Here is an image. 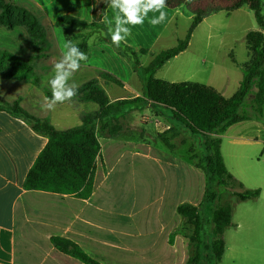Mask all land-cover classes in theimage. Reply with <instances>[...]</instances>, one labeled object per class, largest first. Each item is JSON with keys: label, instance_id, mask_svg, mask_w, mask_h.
<instances>
[{"label": "rangeland", "instance_id": "obj_1", "mask_svg": "<svg viewBox=\"0 0 264 264\" xmlns=\"http://www.w3.org/2000/svg\"><path fill=\"white\" fill-rule=\"evenodd\" d=\"M20 7L34 14L46 33L47 39L40 38L35 45L37 52L47 50L48 44L52 51L60 52L57 44L61 39L76 42V36H81V32L87 31L96 38L111 36L108 25L105 30L71 29L64 32L32 8ZM167 8L175 11L171 17L166 12L167 19L158 25V29L145 30L144 34L137 29L133 33L137 39L129 45L132 50L139 53V48H146L148 51L139 54L143 66L151 62L153 55L176 46L192 26L193 12L189 5ZM115 12H110L109 20L114 21ZM0 28L16 30L13 35L31 39L25 27ZM257 29L254 13L247 6L231 14L225 10L210 14L194 29L188 48L165 63L155 77L168 82L203 83L231 97L238 90L244 75L243 67L250 59L246 35ZM87 77L95 76L89 74ZM139 80L136 74L128 82L130 87L123 88L108 80H101L100 85L109 98L116 95L136 98L143 93ZM250 99L247 97L242 104L241 113H252ZM85 104L89 112L98 109L93 102ZM253 120L235 125L221 136L225 165L246 187L264 182V119ZM122 122L126 129L118 139L120 142L111 151L113 154L106 156V165H100L97 184H101V189L96 192L102 198L101 213L90 215L86 226L76 228L75 234L82 246L103 264H189L196 249L191 238L194 226L180 216L176 208L182 203L193 204L208 220L218 204L200 205L207 183L204 171L197 164L206 155V138L194 135L172 121L170 112L156 104L130 112ZM160 134L167 137L176 134L171 140L175 147L168 148ZM256 138L259 141H255ZM106 140L102 139L105 148ZM232 191L224 192L220 201L231 203L233 216L232 225L225 231L226 251L218 264H264L261 239L257 235L251 238L253 242L243 238L244 205L231 194ZM255 233L258 234L257 230ZM202 253L201 264H215L210 250L202 248ZM41 260L39 264H81L60 255L52 246L44 250Z\"/></svg>", "mask_w": 264, "mask_h": 264}, {"label": "trees", "instance_id": "obj_2", "mask_svg": "<svg viewBox=\"0 0 264 264\" xmlns=\"http://www.w3.org/2000/svg\"><path fill=\"white\" fill-rule=\"evenodd\" d=\"M92 1L91 22L64 14L57 18L55 25L63 28L64 32L72 31L71 29H107L103 17L109 7L108 0ZM188 5L193 12V21L186 37L176 46L153 55L151 62L146 66L141 64L139 54H147V50L141 49L137 53L123 41L116 47L111 41V36L104 38L117 53L132 64L143 85L142 95L111 101L97 80L86 82L78 88V95L74 99L93 102L98 105V110L84 114L79 126L67 130H57L48 120L31 115L18 101L9 103L0 99V110L24 119L35 131L48 138L46 146L26 176L24 188L70 194L80 198H88L93 191L97 159L101 153L100 137L120 135L126 129L122 121L134 110H142L147 105L154 104L168 110L172 121L183 125L192 134L206 138V155L200 158L197 164V167L204 171L207 183L200 205L202 207L208 202H218L208 220H205L199 207L193 204L182 203L176 208V212L194 226L191 238L196 249L195 255L189 259V264L202 263V248L210 250L214 263L218 264L225 253L224 232L232 225L233 212L230 202L220 203L222 194L228 189H233L231 194L238 201L255 199L260 195L258 189H245L227 169L221 152V136L236 123L263 118L264 0H167L166 4L170 8ZM244 6L254 13L259 29L249 31L246 35L250 59L243 67L244 75L240 86L231 97H226L214 87L203 83L168 82L155 77L167 61L188 48L194 29L207 16L222 10L231 14ZM0 26L8 29L25 27L35 50L40 38L43 41L47 39L37 17L12 1L0 0ZM88 38V34H82L76 36V42H73L86 54ZM27 68L26 62L17 55L0 50V73L23 79ZM101 77L123 85L109 73L102 72ZM249 96L252 113H241L240 108ZM174 135L167 137L160 134L159 137L168 148L173 149L175 145L171 140ZM51 242L58 251L84 264H103L68 238L53 236Z\"/></svg>", "mask_w": 264, "mask_h": 264}, {"label": "crops", "instance_id": "obj_3", "mask_svg": "<svg viewBox=\"0 0 264 264\" xmlns=\"http://www.w3.org/2000/svg\"><path fill=\"white\" fill-rule=\"evenodd\" d=\"M15 4L32 8L36 14L45 16L54 24L57 18L64 14L88 22L92 21V0H19ZM112 10L114 11L109 6L104 17L108 18ZM163 10L169 13V17L175 11L167 7ZM158 15V12H149L142 25H128L131 28V35L123 42L133 45L137 39L133 33L137 29L142 34L148 29H158V25L153 26L150 23V20ZM105 25L108 24L105 23ZM112 25L114 26V21ZM59 28L61 29L57 26V29ZM15 31H6L0 28V50H7L17 55L26 62L28 68L24 71L23 79L12 78L7 73H0V99L9 103L18 101L20 106L31 115L48 120L57 130H67L79 126L82 123V116L89 113L85 106L86 101L73 99L71 102L57 104L51 110L41 107L45 97L51 99L52 93L47 81L53 75V65L60 59L61 49L66 40L61 39L57 44L60 52L52 51L51 44H48L47 50L37 52L33 48L30 38L13 35ZM81 33L90 34L87 31ZM88 45V59L81 61V67L74 75V80L79 87L91 80H97L100 84L101 80H106L101 77L102 72L118 78L122 82L123 85L120 86L123 88L130 87L128 82L131 80V76L136 77V74L129 61L117 53L104 38L89 35ZM89 74H94L95 77L89 79L87 77ZM44 77L47 78L43 80ZM122 98L125 97L116 95L110 100ZM262 119H264V108L263 118L259 120L262 121ZM243 122H247V120L236 123L228 129ZM121 133L117 137H100L101 153L97 159L93 191L88 198L43 190H27L24 188L26 176L46 146L48 138L35 131L32 125L24 119L5 110H0V264H39L42 261L44 250L50 246L60 255L73 258L53 246L51 242L53 236L74 241L86 253L99 261L82 246L75 234V229L86 226L85 222L90 215L98 216L101 213L102 198L96 192L101 189V184H97L98 174L101 170L100 165L102 164L103 167L106 165V156L110 157L113 154L111 151L117 146L116 143L120 142ZM105 138H107V148L102 142V139ZM256 140L259 141L258 138ZM258 184L247 187L243 184L245 189H258L260 195L255 199L241 201L244 205L241 227L243 238L253 242L251 238H255L257 235L258 239H261L259 244L262 248L260 250L264 251V182ZM250 203L254 205L250 206ZM256 230L258 234L255 233Z\"/></svg>", "mask_w": 264, "mask_h": 264}, {"label": "clouds", "instance_id": "obj_4", "mask_svg": "<svg viewBox=\"0 0 264 264\" xmlns=\"http://www.w3.org/2000/svg\"><path fill=\"white\" fill-rule=\"evenodd\" d=\"M109 6L116 10L113 21L104 17L108 24V33L111 41L119 47L131 35L128 25H142L149 12H158V17L150 20L153 26L162 24L167 19L163 10L167 0H108ZM88 56L81 51L71 40L66 41L61 49L60 59L53 65V75L47 83L51 89V99L44 98L41 107L45 110L53 109L57 104L71 102L78 95L79 85L74 80L75 73L81 67V61H87ZM71 81V82H70Z\"/></svg>", "mask_w": 264, "mask_h": 264}]
</instances>
